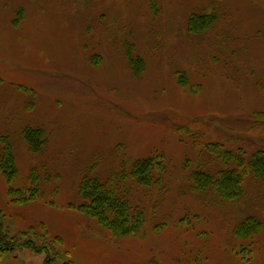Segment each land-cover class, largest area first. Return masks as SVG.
<instances>
[{"label":"rangeland","instance_id":"374dc122","mask_svg":"<svg viewBox=\"0 0 264 264\" xmlns=\"http://www.w3.org/2000/svg\"><path fill=\"white\" fill-rule=\"evenodd\" d=\"M29 128L44 130L38 148ZM215 143L264 151V0H0V158L18 169L11 183L0 169V213L10 237L42 249L0 264H46L48 247L61 264H264V178L248 175L235 200L193 187L226 165ZM151 156L166 165L160 184L122 181L146 216L138 234L78 210L86 177ZM250 216L261 228L237 237Z\"/></svg>","mask_w":264,"mask_h":264},{"label":"trees","instance_id":"16d2710c","mask_svg":"<svg viewBox=\"0 0 264 264\" xmlns=\"http://www.w3.org/2000/svg\"><path fill=\"white\" fill-rule=\"evenodd\" d=\"M216 14L215 11L195 14L190 20V28L196 26L198 29L199 26H201L200 28L204 25L207 26L211 19L214 20ZM25 135L35 148L43 144V129L29 128ZM208 149L223 159L226 165H222L217 171H197L193 175V187L197 192L213 190L220 199L235 200L244 194L245 180L248 175L264 178V151H256L249 159H246L245 155L240 156L226 150L221 151L222 146L216 145V143L209 145ZM10 153L6 151L1 156L0 169L11 183L18 173V169L14 165L13 156ZM230 159L238 161V165H229ZM156 161L158 159L152 156L143 158L136 161L128 171L122 170L121 174L116 173L115 176L106 180L98 177H86L80 187L83 202L78 210L86 216L96 219L101 226L115 236L138 234L145 223L146 216L139 206L133 205L129 197L131 188L126 184L122 185V181L129 176L131 181L140 185L160 184L164 178L166 165L163 164V161ZM32 182L35 186L31 189L33 191L31 198L38 192L35 174L32 175ZM9 194L22 196L24 193L11 188ZM19 199V197L15 199V202ZM26 200L23 198V201ZM260 228L261 221L255 216H250L237 226V237L251 238ZM31 235L33 233L29 234V236ZM19 246L34 248L38 252L42 251L33 239L25 240L21 233L10 237L4 215L0 213V257L10 254ZM48 250L46 264H61L57 260L59 254L51 256Z\"/></svg>","mask_w":264,"mask_h":264}]
</instances>
